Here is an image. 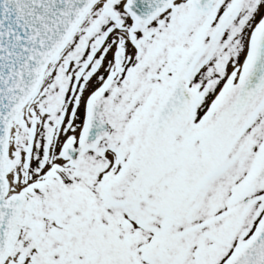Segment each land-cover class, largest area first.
I'll use <instances>...</instances> for the list:
<instances>
[{"label": "snow or ice", "instance_id": "6c2138e0", "mask_svg": "<svg viewBox=\"0 0 264 264\" xmlns=\"http://www.w3.org/2000/svg\"><path fill=\"white\" fill-rule=\"evenodd\" d=\"M0 264H264V0H0Z\"/></svg>", "mask_w": 264, "mask_h": 264}]
</instances>
